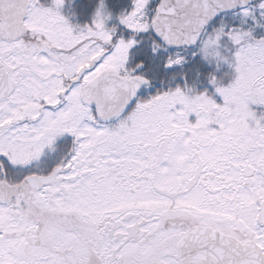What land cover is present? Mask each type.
I'll list each match as a JSON object with an SVG mask.
<instances>
[{
	"label": "snow or ice",
	"instance_id": "snow-or-ice-1",
	"mask_svg": "<svg viewBox=\"0 0 264 264\" xmlns=\"http://www.w3.org/2000/svg\"><path fill=\"white\" fill-rule=\"evenodd\" d=\"M70 3L0 0V264H264V0Z\"/></svg>",
	"mask_w": 264,
	"mask_h": 264
},
{
	"label": "trees",
	"instance_id": "trees-1",
	"mask_svg": "<svg viewBox=\"0 0 264 264\" xmlns=\"http://www.w3.org/2000/svg\"><path fill=\"white\" fill-rule=\"evenodd\" d=\"M94 4L95 0H75V3L71 5V11L81 13V20H86L93 11Z\"/></svg>",
	"mask_w": 264,
	"mask_h": 264
},
{
	"label": "flooded vegetation",
	"instance_id": "flooded-vegetation-1",
	"mask_svg": "<svg viewBox=\"0 0 264 264\" xmlns=\"http://www.w3.org/2000/svg\"><path fill=\"white\" fill-rule=\"evenodd\" d=\"M71 3L68 5V11H71ZM258 110H260V109H258Z\"/></svg>",
	"mask_w": 264,
	"mask_h": 264
}]
</instances>
